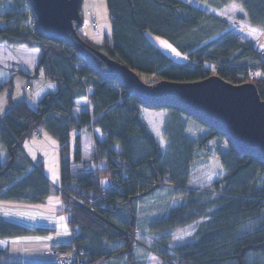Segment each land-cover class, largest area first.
Listing matches in <instances>:
<instances>
[{"label": "trees", "instance_id": "1", "mask_svg": "<svg viewBox=\"0 0 264 264\" xmlns=\"http://www.w3.org/2000/svg\"><path fill=\"white\" fill-rule=\"evenodd\" d=\"M1 1L0 42L40 49L34 75L26 76L31 78L43 70L47 83L35 94L34 104H16L9 97L8 109L0 116V148L7 150L6 160L0 158V201L38 205L53 193L42 164L33 162L23 147L35 130H45L57 138L63 158L67 157L61 162L60 179L64 206H70L64 212L74 237L69 247L57 250L77 252L86 259L81 264H140L137 249L146 245L144 239L138 241L140 230L156 241L152 252L162 264H250L249 254L264 252V228L237 236L243 225L264 210V185L260 187L256 180L264 176V161L254 154L239 153L228 137L197 120L208 132L194 143L196 151L222 137L228 142L229 155L223 161L228 169L225 176L206 187H194L186 169L190 155L183 152L189 147H183L188 141L181 120L191 116L179 108H167L170 116L163 125L164 136L173 149L167 156L141 116L146 106L130 90L105 80L75 48L45 39L28 0ZM193 1L208 10L186 0H107L112 39L98 45L77 29L72 35L92 50L105 49L109 57L138 75H148L145 83L149 85L159 81L193 83L219 76L233 85L253 83L264 99V59L221 17L224 8L237 4L243 12L236 16L237 25L264 32V0ZM145 31L166 38L187 55V62H173ZM86 97L90 109L76 117L77 99ZM74 129L92 132L93 165L82 162L80 135L76 136L75 165L67 156ZM181 157L186 162H181ZM104 178L110 180L106 187ZM117 181L121 188L111 189ZM165 186L175 188L171 200L178 204L149 222L144 231L139 227L137 203ZM196 223L190 241L177 246L163 242V233ZM48 231L0 216V239ZM8 255V250L0 249V264H10L1 262Z\"/></svg>", "mask_w": 264, "mask_h": 264}, {"label": "rangeland", "instance_id": "2", "mask_svg": "<svg viewBox=\"0 0 264 264\" xmlns=\"http://www.w3.org/2000/svg\"><path fill=\"white\" fill-rule=\"evenodd\" d=\"M3 1L4 0H2L1 3ZM186 1L196 7L208 10L205 5L199 2L193 0ZM237 6L240 7L239 5ZM227 12H229V15H227ZM230 13L233 15H231ZM80 14L82 16V22L78 25L75 24V28L82 34L85 39H88L94 44L98 45H101L105 39H112L113 22L110 10L108 8L107 0H82ZM235 15V11H226V19L232 25L231 30H234L235 33H240L241 27L240 29H238V20L236 19ZM27 19L30 20V17L28 16ZM93 19L97 21V25L95 27L97 29V33L92 32V29L94 28V25L92 23ZM1 25H4V23H1ZM145 34L147 35L149 40L153 44H155L164 54L169 56L173 60V62L178 64L187 62V55L180 52L166 38L153 34L150 31H145ZM242 38L248 40L250 38H254V35L246 34V36L243 35ZM99 50L107 54L105 49L102 48ZM139 76L144 82L149 81L150 77L148 75L140 73ZM142 109L144 111V114L147 111L153 110L154 112H156L158 110L149 107H142ZM159 110H161L159 112L161 115L165 114L166 121L169 120L170 112L168 111V109L162 108ZM181 120L184 125V134L187 137L188 141L185 142L186 145H183V147H189L183 149V152L187 156L190 155V160L188 162V166L186 167L188 172H190L189 179L196 188L206 187L210 183L225 176L228 172V169L224 166L223 162L224 160H226L227 155H229L228 142L225 138L215 137L207 143L206 149H202L197 152L194 143L202 139L207 134L208 129L207 127L199 124L197 120L191 117L182 116ZM163 125H160L157 128L153 129V132L155 133V136L157 137L159 143L162 145L163 151L168 156L170 151H172L173 149L170 150V142L164 136V133L166 132H164ZM81 133H85V131H79L78 129H74L72 131V137L70 140L71 150L67 152V156L70 157L71 162L74 165L76 163L74 158V152L77 145L76 136L80 135ZM59 145L60 144L57 138H55L45 130H43L41 138L32 137L28 139L23 145L26 153L31 157V159L36 163L42 164V169L45 175H47L51 181L53 193L54 191L56 192V186L57 188H59L61 184L60 167L63 158L60 152ZM81 148V157L83 158V161H87L93 164L91 160L92 146L87 134H85L84 136V141L82 142ZM94 153L93 158L95 157ZM0 158L2 161L6 160L7 150L5 148H0ZM181 160V162L185 161L183 157H181ZM87 162L85 163L88 164ZM256 180L258 181L260 187L264 185V176L259 175L258 178L256 177ZM102 182L103 186L106 187L110 183V180H108V178H104ZM175 193V188L165 186L163 189H160L153 195L146 197L143 201L138 202L137 215L140 221L139 227L141 229H144L145 231L149 222L157 217L162 216L167 212L168 208L176 206L178 202L176 200H171L175 196ZM169 200L171 201L169 202ZM51 210L55 212L54 216L47 215L46 212H44L42 209L40 210V212H36L33 210H26V212L23 210L25 214L21 213L20 216L16 217L6 216L5 219L18 222L29 227H34L37 225L48 226V224H52V222L56 221L57 227H55V230H57L58 228V230L62 231L61 234H58L57 239L62 240L65 244H71L72 237L70 236V231L66 223L64 210ZM197 225L198 223L184 229L165 232L162 234V240L164 243H167L170 246L184 244L191 240L193 234L196 232ZM261 228H264V210L260 217L251 219L245 225H243L239 229L237 236L239 238L245 237L259 231ZM25 236L29 235L20 237ZM137 238L139 242H141L142 239L146 241V245L140 244L137 249V258L140 264H162L161 258L156 253L152 252L154 246H157L154 238L146 236L145 234L142 235L141 230L137 235ZM247 260L250 264H264V252L251 253L249 254Z\"/></svg>", "mask_w": 264, "mask_h": 264}, {"label": "water", "instance_id": "3", "mask_svg": "<svg viewBox=\"0 0 264 264\" xmlns=\"http://www.w3.org/2000/svg\"><path fill=\"white\" fill-rule=\"evenodd\" d=\"M47 40L66 43L79 51L105 80L125 86L146 107H176L228 137L241 154L264 161V99L253 83L233 85L219 76L193 83H145L131 68L99 49H90L75 36L81 24L82 0H28ZM107 64V68L103 67Z\"/></svg>", "mask_w": 264, "mask_h": 264}, {"label": "crops", "instance_id": "4", "mask_svg": "<svg viewBox=\"0 0 264 264\" xmlns=\"http://www.w3.org/2000/svg\"><path fill=\"white\" fill-rule=\"evenodd\" d=\"M227 10L235 11L236 14L235 16L241 15L243 13L240 7L231 4L223 9V14L221 15L222 18H226ZM227 15H229V12H227ZM93 25L95 28L97 25V21L96 24L93 23ZM238 27H239L238 29H240V27H247L250 31V33H248L247 35H254V38H250V39H256L257 35L263 33V32H259V33L255 32L246 25H238ZM93 33H97V29L96 32ZM236 34L238 36L237 32ZM244 36H246V34H244ZM246 41L248 43L249 39ZM40 56H41V50L38 48H31L24 44L12 45L5 42H0V116L3 115L8 109L9 97H11L12 101L16 104L23 101H28L31 104H34L35 94H37V92L47 83V80L43 70H39L38 74L36 76H31V78H28L26 75L29 76L34 75ZM89 109H90V105H89L88 97L77 99V106L74 109V115L78 117V115L82 111H87ZM160 111L161 110L159 109L156 112L152 110V111H147L144 114L143 109H141V116L147 122L152 132L153 129L157 128L160 125H163L166 121L165 114L161 115L159 113ZM84 131L85 133L80 134L81 147H82V142L84 141V136L85 134H87L92 146V153H91V160H92L93 153L95 152L93 134L91 131H87V130ZM42 132L43 131L39 132L40 137H35V136L33 137L41 138ZM81 156H82V148H81ZM64 161L65 162L67 161V157L63 158L62 162ZM60 187L61 184L59 188H57L56 186V192L54 191V193H52L43 203L38 205L5 203L0 201V216L5 219L6 216L16 217V216H20L21 213L25 214L24 211L26 210H33L36 212L37 211L40 212L41 209L44 212H46L47 215L54 216L55 212L52 211L51 209H64V202L62 200L61 193L59 191ZM66 223H67V219H66ZM56 225L57 222L54 221L52 222V224L51 223L48 224V226H41V225L34 226V227H42L49 229L48 232H45L43 234H32L25 237L15 236L5 239H0V249L8 250V254H9L8 257L3 259L1 262L10 263V264H20L31 261H44V262L53 261L54 258L53 253L57 251V249H60L61 246L69 247L73 243V237H74L72 231L69 229L70 236L72 237L71 244H65L62 240H58L57 236L59 233L61 234L62 231L58 230V228L57 230H55V227H57Z\"/></svg>", "mask_w": 264, "mask_h": 264}, {"label": "built area", "instance_id": "5", "mask_svg": "<svg viewBox=\"0 0 264 264\" xmlns=\"http://www.w3.org/2000/svg\"><path fill=\"white\" fill-rule=\"evenodd\" d=\"M93 23L96 24V21L93 20ZM240 33H238L239 37H243L244 34H248L250 33L249 29L247 27H241L240 29ZM93 32H96V28L93 29ZM248 43L253 46L258 55L264 59V32L260 33L259 35H257L256 39H249ZM151 82H153V79L151 80ZM33 136L35 137H40L39 131L35 130L33 132ZM95 150V149H94ZM96 151V150H95ZM94 156H96V152L94 153ZM119 181H117L115 183V186H110L111 189H120L121 185L120 183H118ZM60 193H63V188L60 187L59 189ZM73 204H79L77 201L72 200ZM70 206H64V211H66V209H68ZM53 261L56 264H81L83 263L86 259L84 257H82L80 254H78L75 251H69V250H57L53 253Z\"/></svg>", "mask_w": 264, "mask_h": 264}]
</instances>
